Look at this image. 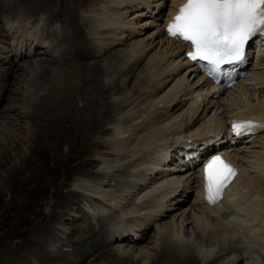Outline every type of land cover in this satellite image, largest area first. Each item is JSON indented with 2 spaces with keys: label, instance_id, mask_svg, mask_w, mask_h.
<instances>
[{
  "label": "rangeland",
  "instance_id": "1",
  "mask_svg": "<svg viewBox=\"0 0 264 264\" xmlns=\"http://www.w3.org/2000/svg\"><path fill=\"white\" fill-rule=\"evenodd\" d=\"M35 1L0 0V50L4 48L12 52H22L26 55L21 60L24 65L22 64L19 76L9 83L7 92L3 95L2 102H0V252L5 248L11 250V254L14 257L21 256L22 258L24 255H27L26 259H23L22 264H108L109 261L114 263L116 261L115 258L133 259L134 264H149L156 258L158 253L168 250V247L165 246L166 244L171 248V245L175 242L168 240L165 235H163V238L160 236L161 232L159 230L167 226L176 230L181 228L182 231L178 234L182 236L180 238L183 241L186 239V242H184L189 245L190 251L196 252L198 248H202L201 251L203 252L204 249L214 247V261L210 264L259 263L258 258L261 259L263 255L261 252L260 255L262 257L259 253L257 254L258 249L251 247L243 239V233L235 232L234 234H230L226 238L228 240L224 242H222V237L215 234L214 237L216 238L211 241L213 243L209 247V233L198 229L196 225L194 226L192 217L201 215V212L199 213V203L195 200L196 191L194 189L196 185L195 176L198 175L195 167L199 164V160H197L195 167L182 162L177 164L178 162L175 161L176 164L174 165L176 168L171 167L174 160H172L173 162L170 160L168 164H163L167 174L165 172H158L157 179H152V176H155V174L148 176L146 174L147 164H144L147 163L145 160L149 158H147L149 156V148L142 150V152L140 150L134 151L136 153L125 149V152L121 154L118 150H114L111 147L114 146L116 140L125 141L126 139L127 145L131 146L135 144L138 135L145 132L141 131L138 127L152 112L153 105L151 104L161 100V96L167 100L166 93L172 89V86L175 84L174 82H176L174 90L177 89L176 91H178L180 87V89L184 90L185 94L186 92L188 93L186 96L182 91L175 94L173 103L171 102L168 106L169 109L166 108L168 114H166V109H162V111L159 105L156 106L155 114L158 118L153 120L155 122L153 128L157 134L158 132L161 133L163 130H167L165 136L169 139H172V137H180L184 140L205 139L209 136L208 134H200L195 137L192 135L195 131H191V134L189 127V132L185 131V124L190 121L193 126L192 128H194L196 125L207 120L213 113L217 116H221L222 113L226 114L225 112L228 111L232 113V107L228 106L226 108V101L233 97V94L236 92L235 87L217 91H207L206 84L202 85L203 88L200 87L198 85V73L192 72V74H189L190 66L185 65L181 61L178 52L172 50L171 45L167 43L163 34H161V22L169 9V0H155L151 8L157 11L156 15L150 13L149 8L144 9L140 1L133 3V5L132 3L126 5L109 3V5L101 0H55L52 3V10L46 13L44 8L31 7L30 4H35ZM149 1L151 4L152 0ZM160 1L161 4L155 6ZM9 3L10 6L14 3V8H6ZM27 6L29 8L23 11V13L25 12L26 14L25 21L30 19L28 21L29 25H27L29 27L27 30H30V33L26 32V27L21 28V26L16 25L15 18H13L20 16L19 13V15L15 16V9L18 8V11L22 13L21 9ZM103 9H108V12H114H111V17H109L110 15H103L105 12ZM7 13L10 16L6 15ZM116 13L119 14L116 15ZM38 14L44 16V20L40 23L36 19ZM101 16H108V20L103 25H97L95 21ZM114 16L117 18L115 19ZM110 20H117V24L113 25ZM36 22L37 25L35 26ZM92 22H95L96 25L92 24ZM74 25L79 27L82 36L91 46V53L83 57L82 60L86 62L98 60L100 64L102 63V68L104 69L99 74V78L100 85H103L104 89L108 90L111 87H114V89L118 87L114 91L113 89L108 91L113 96L108 98L109 101H105V105L109 108L118 104V110L114 112V117L117 112V116L115 117L117 119L107 122L105 125L107 129L103 133L97 132L96 134H92L90 126L87 125L86 121L89 123L91 115L87 108H83V97H85V94L74 91L68 93V95H62L61 87L75 85L79 82L80 77L85 74L84 70L81 67L78 70L67 69V75H65V72L64 76H62L61 68L65 67L56 65L50 67L47 63L53 59L58 62L72 61L70 59L71 56L67 55L68 51L66 50H68V46L67 44L65 45V41L61 40V37H71ZM16 26L18 27L15 28ZM10 27L17 29V33L10 32ZM121 33H123V36H120ZM49 34L56 35L54 37L55 42H53L54 44H52L50 49L46 48L43 43L49 42V37H47ZM20 35L24 39L19 38ZM31 35L39 38L36 45L35 40L31 39ZM137 41H143L146 45L141 52L142 54L131 57L130 55H125L126 52L128 54L131 50L129 46H132ZM77 49L81 51L80 48ZM114 54L118 58L116 57L114 60L108 61ZM153 54H156L154 57L161 56L160 65L163 67L168 65V72L165 70L161 74L159 86L157 85L155 91L153 90L149 94L147 90L141 89L138 86L137 79L141 78L145 69L148 68V59ZM164 54L166 55L165 57L163 56ZM120 65L122 66L119 67ZM259 70H264V61L260 62L258 67L254 68L252 72ZM119 71L125 78H120L121 80L118 81V79L113 78L117 77L115 75ZM179 78L180 82L177 83ZM181 79H184L185 83ZM251 79L253 80V78ZM252 80L251 84H247L250 87H246L245 96L252 99V104H255L259 103L260 99L263 98L262 96H264V85L262 83L256 84L255 80L253 82ZM30 81L33 83L32 85L28 84ZM25 88L27 89V94L24 92ZM30 88L36 89V92L31 96L32 99L30 97L28 100V95L31 94L29 92ZM116 90L119 92H116ZM163 91L166 94L165 96H163ZM193 91L196 92L194 93ZM204 91L208 96L205 98V102L200 98L198 102L196 100V104L201 109L205 108V110L201 112V109H199V113H191L193 119L189 120L186 111L187 105L191 102L192 96L195 95L196 97L197 93L201 95ZM146 92L148 95L144 94ZM154 93L159 96H154ZM158 97L160 98L158 99ZM115 98L118 99L115 101ZM142 102L143 104H141ZM135 103L138 104L136 105ZM139 103L140 107H138ZM135 105L136 108H134ZM149 105H151V108ZM171 109L172 111H169ZM225 109L227 110L225 111ZM164 110L167 119L170 116L172 122L170 120L165 123L167 120L164 119L165 116L159 117L160 114L162 115V112L164 114ZM182 110L184 114L178 116ZM175 116L176 119L174 118ZM220 120L225 124L227 118L226 120ZM116 124L122 125L124 128L122 130H125L121 135H116L112 132ZM161 126L163 129H161ZM159 130L162 131L160 132ZM223 131H225L224 127L218 129L216 132ZM157 134L154 132V136ZM99 145H102V148H99ZM261 145H264V126L248 140L236 143L222 141L219 148L237 152L243 164L242 166L247 169V156L252 151L264 152V146L262 147ZM78 146L80 147V153L75 152V148ZM5 147L10 148V157L3 155ZM200 158H203V155ZM89 170L91 174H94L92 179L85 175L90 172ZM97 173L99 176L97 175L96 177ZM101 174L105 177H102ZM173 175L184 176V179L179 184H183L184 186L188 184L190 192L182 196V200L175 199L177 200L176 204L168 201L169 203L167 204L171 205L167 211L162 216L157 217L153 214L154 212H149L150 210L147 208V195L151 194V192L154 193L159 188L158 183ZM133 177L135 178L133 179ZM187 177H189V180L186 183L185 181L187 180L185 178L187 179ZM130 186H132L133 190L129 188ZM154 187L156 188L152 189ZM67 191L77 194L78 199L76 202L70 203L68 208L63 210L62 206L68 201ZM65 192L66 195H64ZM136 200H139V202ZM99 208H105L107 215L98 213ZM52 213H54V216H57V219L54 222V227L51 228L52 230H49L50 233L43 235V237L41 236L42 229L48 228L46 226L49 224L48 219ZM243 214L245 215L240 216L241 218L246 216V213ZM172 215L174 217H171ZM129 219L146 223V226L141 229L137 226H128L132 230L134 229L133 231H136V241H133L131 237L133 232L130 233L128 231H126L128 233H124L123 238L113 239L119 235L117 230L110 232L108 238L106 235L104 236L103 225L105 226V224L103 223L109 220L106 223V226L109 227L110 224L112 225L117 220L121 223L122 220L129 221ZM209 220L211 221V219ZM252 220L258 223L256 219ZM180 222L182 225L179 228L177 226ZM260 224L258 227H262L261 230H263V226ZM88 226L93 229V232L95 231L93 234L89 231ZM121 232L123 233V230ZM91 236H94V239H101V244L105 246L102 249L113 250L112 252L115 257L105 256L106 258L101 257L96 259L94 257L100 253H93L92 251L80 254L73 253L72 250H74L75 246H80L82 242H86ZM39 249H42V251ZM59 249L62 250L65 257L60 259L58 257L53 258ZM223 250L224 252H222ZM37 251L41 252V256H39ZM144 251H146V254ZM202 252H198L200 255L197 261L200 264H209L207 261H203ZM224 253L228 255V257L226 256V260L220 258L223 257ZM45 255L50 260H43L42 257H46ZM145 255L147 258H145ZM235 256L238 258L235 259ZM145 259H149V261ZM123 261L119 263L122 264ZM263 262L264 257L261 264ZM7 263L8 261L5 262V264Z\"/></svg>",
  "mask_w": 264,
  "mask_h": 264
},
{
  "label": "bare ground",
  "instance_id": "2",
  "mask_svg": "<svg viewBox=\"0 0 264 264\" xmlns=\"http://www.w3.org/2000/svg\"><path fill=\"white\" fill-rule=\"evenodd\" d=\"M54 1L55 0H36L35 4L31 3L30 5H31V7L44 8V11L46 13V12H50V10H52V3ZM101 1L104 3H107V4L114 3V4H124V5L129 4V3H132V5H133V3H138V1H140L141 2L140 4L144 7V9L149 8L150 13L156 15V12H157L156 10H153L151 8L153 3L155 2V0H152L151 4H150L149 0H101ZM184 2H185V0H169V2H168L169 3L168 4L169 9L166 12L165 16L172 14V13H170L171 8H174L177 10V9H179L180 6L183 5ZM14 3H12L11 6H10V3H9V5H7V6L5 5V6H6V8L11 7V9H12V8H14L13 6H15ZM160 4H161V1L155 6H159ZM29 6L22 8L21 9L22 13L18 11V8L15 9V11L13 9V11L16 13L15 16L20 14V16L13 17V18H15L14 21L16 22V25L21 26V28L26 27L27 33L31 32L30 30L29 31L27 30V28H29L27 25H29L28 21H30V19L27 21L24 20V18H26V14H25V12L23 13V11L27 10L29 8ZM106 8H107V6H106ZM104 10L105 9H103V11ZM107 10H105L103 15H105V14L110 15L111 12H114V11L108 12ZM117 14H119V13H116V15ZM6 15H8V13ZM8 16H10V15H8ZM109 17H111V15ZM114 17H115V19L117 18L116 16H114ZM30 18H32V17H30ZM43 18H44V16H42V14H40V15L38 14V16H36V19L38 20L37 22H39V23L44 20ZM107 20H108V16H101L95 22H97V25H103L106 23ZM37 22L34 24L35 26L37 25ZM95 22L94 23L92 22V24H95ZM111 22L113 25L117 24V20H112ZM17 27L18 26H16L15 28H17ZM67 27H69V26L67 25ZM96 28H98V27H96ZM69 29H71V28H69ZM9 31L12 33H14V32L17 33L18 30L10 27ZM118 32H119V30H118ZM161 34H163L162 29H161ZM31 36H32L31 39L35 40V45H36V43H38V41H39V38L33 37L34 35H31ZM55 36L50 35V34H49V36H47V37H49V42L48 41L43 42L45 44L44 46L46 48L47 47L49 49L51 48L52 44H54L53 42H55L54 41ZM120 36H123V33H121ZM67 37H69V36H65V38H64V36H62L61 40L65 41L64 42L65 45L67 44V46H68L67 47L68 50H66V51H68L67 55L69 54V56H71L70 59H72V61L69 60V62H67V61L58 62V61H55L53 59V60H49L47 63L50 67L55 66V65L65 67V68H61V75L62 76H64L65 72H66L65 75H67V71H66L67 69L78 70L79 67H81L84 70L85 74L80 77L79 82H77L75 85H73V86L66 85V86L61 87L62 88V95L63 94L68 95V93L74 92V91L79 92L81 94H85V97H83V99H84L83 108H87L89 111V114L91 115V120L89 121V123H88V121H86L87 125L90 126L92 134L93 133L96 134L97 132L103 133L107 129L106 128L107 126H105L106 123L109 122L110 120L112 121L113 119H117V118H115L117 116L116 115L117 112L115 114V117H114V112H115V110L116 111L118 110L117 109L118 104L116 106H112V108H113L112 109V108H109L108 106L105 105V101L106 100L109 101L108 98H110V96H113V94H109L110 92H108V91L112 90V89L114 91L118 87H116L115 89H114V87H111L108 90L104 89V86L100 85L101 82H100V78H99V76H100L99 74L102 73V71L104 69V68H102V63L100 64V62L98 60H93L92 62H90V61L86 62V61L82 60L83 57H86L87 55H89L91 53V46L82 36L78 26L74 25L73 30L71 31V37H69V38H67ZM19 38L24 39L23 37H21V35ZM165 40L167 41L168 44L171 45L172 50H174L175 52L179 51V45L178 44H176L175 42H173L169 39H166V38H165ZM145 47H146V45L144 44L143 41H137L132 46L131 45L129 46V48H131V50L129 49L130 50V51L128 50L129 53L127 54V52H126L125 55H127V56L130 55V57L131 56H138V55L142 54L141 52ZM77 48H80L81 51H78ZM164 53H166V52H164ZM154 55H156V54H153V56L151 55L149 57L148 68L145 69L141 78L139 77L140 79L139 78L137 79L138 86H140L141 89L147 90L148 93L149 92L152 93L153 90L155 91V89L157 88V85L160 83V80H161V78H159V77L161 76V74H163L165 72V70L168 69L167 68L168 65H165L164 67L160 65V61L162 60L161 56L160 57H154ZM161 55H162V53H161ZM25 56L26 55L23 54L22 52H20V53H18L16 51L12 52L9 49L6 50L4 48L3 49L1 48V50H0V102H2L3 95L7 92V88H8L9 83H11L14 79H16L17 76H19V71L22 69V64H23V61H21V60H23V58H25ZM163 56L165 57L166 55L164 54ZM179 56H180V54H179ZM105 57H104V59H105ZM116 57H117V55L114 54L110 58L108 57L109 59L108 58L107 59H108V61L114 60ZM180 58H181V56H180ZM107 59H106V61H107ZM122 60H123V57H122ZM262 61H264V52L263 51L258 55L257 60H254L256 67H258L259 63ZM124 63H125V61H124ZM122 65H125V64H122ZM122 65H120L119 67H121ZM256 67H254V65H252L251 69H254ZM189 68H190L189 74H192V72H194L195 69L191 66ZM173 69H174V67H173ZM120 71L117 73V75H115L117 77L113 78V79H118V81H119V80H121L120 78H123V77L125 78L124 75L122 76L120 74ZM167 72H168V70H167ZM113 73H114V71H113ZM252 78H253V80L251 79V77L250 78L247 77L243 80L240 79V80L235 81V83L233 84L234 85L233 87H235L236 92L233 94L232 98H229L226 101V108L228 106L232 107L231 108L232 113H230V111H228V112H225L226 114L222 113L221 116L220 115L217 116L213 113L210 115V117L207 120L201 122L200 124H198L196 126L193 124L195 126L194 128H192L193 126H192V123L190 121L185 124V131H187V132L195 131V132H193V134L191 132V134L194 135L195 137L200 135V134H208L209 136L205 139H201V140H196V139L195 140H191V139L186 140L185 139L184 140V139H181L180 137H172V139H169V138H166L167 136H165V133L167 132V130H163V131L161 130L162 132L159 130L161 133L158 132V134H157L156 130H154L153 127L155 125L154 124L155 122L153 120L155 118L156 119L158 118V116L155 114L156 106L159 105V108H161V110L168 108V106L174 100L175 94H177L179 91H182V92L184 91V90H182V88L180 89V87L178 88V91H176L177 89L174 90L176 88L175 87L176 82H174L175 84L172 86V89L168 93H166L167 95L164 93V91L162 92V93H164L163 96L166 95L167 100L161 96V100L157 101L156 103L151 104V105H153L152 112L147 116V119H144L141 123L139 122L140 126L138 128L141 131H145V132H144V134L138 135V137L136 138L135 144L131 145V146L127 145L126 139H125V141L116 140V143H114V146H111V147H113L114 150H118L121 154H123L125 152L124 151L125 149H128V151H130V152L131 151L134 152L136 150H140L142 152V150L149 148V153H148L149 156H147V158L148 157L149 158L147 160H145V161H147V163H144V164H147L146 165V168H147L146 174L148 176H151L150 174H155V176H152V179H155V178L157 179L158 172H162V173L165 172L166 173V171H165L166 168H165V166L163 167V164H168V162L170 160L171 161L174 160V163H172L173 165L176 164V162H178L177 164L182 162V163H186L187 165H191L192 167H195L197 160L202 159V158H200V154H207V152L211 153L212 148L216 147L217 145H221L222 141H224L226 143H228L229 141H230V143H236L238 141L248 140L253 134H255V132H258L259 130H261V127L264 126V96H262L263 98L260 97L261 99H260L259 103L257 102L255 104H252V102H251L252 99L247 98L245 96L246 95L245 89H246V87L249 86V85H247V86L245 85V82L247 80L251 79L252 82L255 80L254 82L256 84L262 83L264 85V70L263 71H260V70L259 71H253V77ZM181 80L184 82V79H181ZM31 81H34V80H31ZM31 81L28 84L32 85L33 83ZM118 81H117V83H118ZM178 82H180V78L178 79L177 83ZM195 86H196V84H195ZM200 87H202V85ZM208 87L209 86H207V88ZM214 88L215 87H210V88H208L207 91H212V89H214ZM118 90H116V92H119ZM186 90H187V88H186ZM24 92L27 94L26 88L24 89ZM29 92L31 94L28 95V98H27L28 100L36 92V89L30 88ZM147 92L144 94L148 95ZM187 93L188 92H186V94ZM207 93H210V92H207ZM144 94H142V95H144ZM186 94H185V96H186ZM154 96H159V95L155 94ZM201 96H202L203 101L205 100L206 97H208L205 91H204L203 95L201 94ZM150 97H152V96H150ZM141 98H142V96H141ZM159 98L160 97H158V99ZM194 98L196 99V97H194ZM31 99H32V97H31ZM117 99L118 98H115L114 100L116 101ZM194 100H193V96H192V100L187 105V108H186L187 114L189 116L188 117L189 120L193 119V115H191V113L194 114V113L198 112L199 109H201V107L198 106V104H196V102H195L196 100L195 101ZM141 101H142V99H141ZM149 101H150V99H149ZM135 104L137 105L138 103H135ZM141 104H143V102ZM136 105L134 108H136ZM151 105H149L150 108H151ZM138 107H140V103H139ZM143 107H144V105H143ZM145 108H146V105H145ZM203 110H205V108L201 109V112ZM226 110L227 109H225V111ZM169 111H172V109ZM24 113H26V112H24ZM166 114H168L167 109H166ZM180 114H182V115L184 114L183 110L181 113L178 114V116ZM23 115H25V114H23ZM137 115H139V114H137ZM170 115H171V113H170ZM26 116H25V118H26ZM159 117H164L165 120L167 119V116L165 115V110H164V114L162 112V115L160 114ZM0 118H1V116H0ZM168 118L169 119H167L165 121V123L169 122L170 120H171L170 122H172V119L170 118V116ZM174 118L176 119V116ZM226 118H227V124L226 123L224 124L223 121H221L220 119L226 120ZM231 119L237 120V122L243 121V122L250 123L253 127H251L250 129L249 128H242L241 129V131H242L241 135L234 137L227 129ZM118 120H120V119H118ZM156 123H158V121H156ZM188 124H190V125H188ZM223 124H224V126H223ZM135 125H137V124H135ZM156 125H158V124H156ZM94 126H96V127L94 128ZM182 126H183V124H182ZM188 127H189V131H188ZM223 127L225 128V131L216 132L218 129L223 128ZM127 128H128V126H127ZM156 128H159V127H156ZM122 129H124L122 127V125L116 124V126L113 127L112 132H114L116 135H121L125 131ZM161 129H163L162 126H161ZM135 130H136V128H135ZM245 131L251 132V133H249L251 135H245ZM154 132L157 135L154 136ZM87 133H89V132L87 131ZM212 133H214V134H212ZM210 134H212V135H210ZM116 137H118V136H116ZM121 138H122V136H121ZM208 145H209V147H208ZM98 147L102 148V145H99ZM5 148H3V149H5V152L3 153V155L10 157V155H9L11 153V152H9V151H11L10 148H8V147H5ZM75 150H76L75 152L80 153V151H79L80 147L79 146L77 148H75ZM102 150H104V149H102ZM110 150H112V149H110ZM219 151H222V149H220V148L217 149V152H219ZM134 153H136V152H134ZM212 154H214V153H212ZM220 154H222V153H220ZM226 154H227L226 156L223 155V156H225L223 159L224 163L227 164L234 171V176H233L231 183L223 191V197L220 200H217L214 203H210L208 201L207 193L205 192V187H204V166H201L202 175H201V172L199 171V169L196 170V173L198 175L195 176V179H196V185L194 187V189L196 191L195 192V198H196L195 200L198 201V203H199L198 207L200 209L199 213L201 212V215L196 216V217L195 216L192 217L193 224H194V226L196 225L198 227V229H200L202 231H207L209 233L208 234L210 236L209 237L210 238L209 243H208L209 247L213 243L211 241L214 240V238H216V237H214L215 234H217V236L222 237L221 238L222 242H224L225 240H228L226 238H228L227 236H230V234H234L235 232L236 233L241 232L244 235L243 239H245L251 247H256L259 251V252L257 251V254L259 253V255H260V252H261V254L264 257V152L263 151H252L251 154H249L246 158V162L248 165V168L246 165L247 169H245L242 166L243 164L241 163L240 158H239V154L237 152L227 151ZM175 155H176V157H175ZM132 164H133V162H132ZM173 165L171 167L176 168V166L175 165L173 166ZM166 167L168 168V166H166ZM181 168H183V167H181ZM85 175L89 176L91 179H92V176H94V174H91V171ZM97 175L99 176L98 173L96 174V177H97ZM134 176H137V175H134ZM102 177H105V176L102 175ZM137 177H139V176H137ZM134 178L135 177H133V179ZM94 179H96V178L94 177ZM98 179H100V178H98ZM182 179H184V176L173 175L172 177H169L168 179L163 180L160 183H158L159 188L154 193H152L150 191L151 194L147 195L148 199H147L146 203H147V208H149V210H150L149 212H151V211L154 212L153 214L156 215L157 217L162 216V214H164V212H166L167 209L169 208V206L171 205V204H167V203H169L168 201H170V203L176 204L177 200H175V199L182 200L183 199L182 196H185V194L187 192H190L189 186H187L188 184H186V186H184L183 184H179ZM185 180H187V181H185L187 183L189 180V177H187V179L185 178ZM93 182H94V180H93ZM133 184H134V182H133ZM129 188H132V186H130ZM155 188L156 187H154L152 189H155ZM132 190H133V188H132ZM130 192H132V191H130ZM67 194H68V196H67L68 201H66L65 204L62 206L63 210H65V208H68L70 203L76 202V200L78 199V197L76 196L77 194L72 193V191L68 192ZM0 195H1V190H0ZM64 195H66V192ZM147 196H146V198H147ZM136 201L139 202V200H136ZM98 211H99L98 213H101L102 215H107L105 208H99ZM222 211H226V212H228V214L225 217H221L220 213ZM243 213H246V216L241 218L240 216H243ZM171 217H174V216L172 215ZM208 217H209V219H211V221L208 219ZM56 219H57V216H54V213H52L48 219L49 224L46 226L48 228L42 229L41 236H43L45 234L48 235V233H50L49 230L52 227H54V222ZM252 219H256L258 221V223H256ZM108 222H109V220H108ZM108 222L103 223V224H105V226L102 224L103 229H104V236L106 235V237L108 238L110 232L117 230L119 232V233L117 232L119 235L115 236L113 239L123 238L124 233L133 232L131 237H132L133 241H136V239H137V237H136L137 235L135 233L136 231H133L134 229L132 230V228H130L128 226H131V227L137 226L139 229H141L142 227L144 228L146 226L145 222L137 221L135 219H132V220L129 219V221L128 220L127 221L122 220L121 223H119L117 220V221L113 222L112 225L110 224L109 227H107L106 223H108ZM259 223H261L260 225L263 226V230H261L262 227H260V228L258 227ZM181 225L182 224L180 222L177 227L180 228ZM88 227H89V231L92 232V234H93L95 231L93 232V229L90 226H88ZM121 230H123V233L121 232ZM259 230H261L262 232ZM126 231H128V232H126ZM181 231H182L181 228L179 230H176L175 228H168L167 226L159 230V232H161L160 236L162 238H163V235H165V237L168 240H173L175 242H174V244L171 245V248L168 244L165 243L166 244L165 246L168 247V250H165V251L163 250V252L158 253L156 258L153 259V261H151L149 264H200L197 261V259H198V256L200 255L199 253L202 252L201 251L202 248H198L197 251L199 253L197 251L196 252L190 251L189 245L187 243H185L186 239L184 240L185 241L184 242L180 238L181 235L178 234ZM133 237H136V238H133ZM203 237H206V236H203ZM239 244H241V243H239ZM104 247L105 246H103L101 244V239H98V238L94 239V236L93 237L91 236V238H89L86 242H82L80 246H77V247L75 246L74 250H72V251L75 254L87 253L88 251H92L93 253L94 252L100 253V254L96 255V257H94L96 259L101 258V257H105V256L115 257L114 253L112 252L113 250L111 251L110 249L109 250L102 249ZM106 248H108V247H106ZM213 248L214 247L204 249V251L202 252L203 253V257H202L203 261H207L209 264L212 261H214L213 255L215 254V252H213L214 251ZM3 249L4 250H2V252H0V264H5L6 261H8L7 264H22L23 261L26 259L27 255H24L22 258H21V256L14 257V256H12L13 254H11V250H7L5 248H3ZM39 250L42 251V249H39ZM142 250H144V249H142ZM144 252L146 254V251H144ZM222 252H224V250ZM38 254H39V256H41V252H38ZM141 254H143V253H141ZM236 254H238V253H236ZM226 256L228 257V255L226 253H224L223 257H220V258H224L226 260L227 259ZM237 256H235V259L238 258ZM57 257H58V259L65 257L64 253L62 252L61 249H59L57 251L56 255L53 256V258H57ZM42 258H43V260H45V259L50 260V258L47 256L42 257ZM145 258H147L146 255H145ZM262 258L261 259L258 258V260L260 262L257 264H261ZM6 259H8V260H6ZM115 259H116V261L114 263L109 261L108 264H118L122 260H124L122 262V264H134L133 259L132 260L124 259V258H120V259L115 258ZM145 260L149 261V259H145ZM142 261H144V260H142ZM230 264H232V263H230ZM263 264H264V262H263Z\"/></svg>",
  "mask_w": 264,
  "mask_h": 264
},
{
  "label": "snow or ice",
  "instance_id": "3",
  "mask_svg": "<svg viewBox=\"0 0 264 264\" xmlns=\"http://www.w3.org/2000/svg\"><path fill=\"white\" fill-rule=\"evenodd\" d=\"M170 37L185 42L187 59L204 61L209 72L224 64L243 62L245 47L253 37L264 36V0H186L167 24ZM250 123L236 124L240 134ZM233 170L219 156L204 164V187L207 199L214 203Z\"/></svg>",
  "mask_w": 264,
  "mask_h": 264
},
{
  "label": "water",
  "instance_id": "4",
  "mask_svg": "<svg viewBox=\"0 0 264 264\" xmlns=\"http://www.w3.org/2000/svg\"><path fill=\"white\" fill-rule=\"evenodd\" d=\"M222 215L224 216L225 214L223 213Z\"/></svg>",
  "mask_w": 264,
  "mask_h": 264
}]
</instances>
